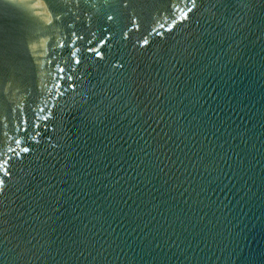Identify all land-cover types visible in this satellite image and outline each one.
Instances as JSON below:
<instances>
[{
    "label": "water",
    "instance_id": "1",
    "mask_svg": "<svg viewBox=\"0 0 264 264\" xmlns=\"http://www.w3.org/2000/svg\"><path fill=\"white\" fill-rule=\"evenodd\" d=\"M0 264H264V0H0Z\"/></svg>",
    "mask_w": 264,
    "mask_h": 264
}]
</instances>
